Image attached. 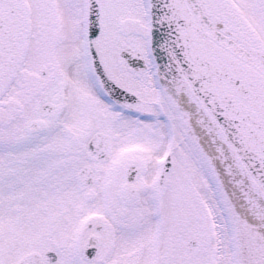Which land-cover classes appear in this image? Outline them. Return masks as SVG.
Instances as JSON below:
<instances>
[{"label":"snow or ice","instance_id":"6c2138e0","mask_svg":"<svg viewBox=\"0 0 264 264\" xmlns=\"http://www.w3.org/2000/svg\"><path fill=\"white\" fill-rule=\"evenodd\" d=\"M0 264H264V0H0Z\"/></svg>","mask_w":264,"mask_h":264}]
</instances>
